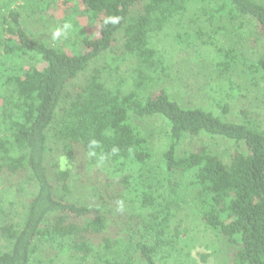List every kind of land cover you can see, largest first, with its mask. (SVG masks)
<instances>
[{
    "label": "trees",
    "instance_id": "16d2710c",
    "mask_svg": "<svg viewBox=\"0 0 264 264\" xmlns=\"http://www.w3.org/2000/svg\"><path fill=\"white\" fill-rule=\"evenodd\" d=\"M164 44L214 63L210 101L165 85ZM237 46L264 72V0H0V264H200L196 244L264 264V120L232 117ZM202 135L235 146L182 147Z\"/></svg>",
    "mask_w": 264,
    "mask_h": 264
},
{
    "label": "rangeland",
    "instance_id": "374dc122",
    "mask_svg": "<svg viewBox=\"0 0 264 264\" xmlns=\"http://www.w3.org/2000/svg\"><path fill=\"white\" fill-rule=\"evenodd\" d=\"M50 12H46L48 27L47 29L43 26V23L41 22H34L33 27L31 29L37 33V34H44V32L48 31L46 34L50 35L51 32H55V25L56 22L57 27L60 28L59 23H62L61 20L62 15V9L61 7H58L56 4L50 5ZM52 11L55 12V14L52 13ZM26 23V21H25ZM28 23V22H27ZM245 31H249L248 27L244 28ZM251 30V29H250ZM226 39L229 37L226 36ZM223 40V44L226 47L234 46L236 44H227L228 40ZM166 47L171 46V52L170 56L173 58V60L176 63L175 70L172 73V79H170L165 85L169 86L171 89H175L182 95L184 98L183 101L187 102L190 105L193 104H201L202 100L200 98H204L206 103L210 101L208 98V95L212 94V87H208L207 84L210 83L213 86L215 85V79H220V77L216 76L219 72L213 71V65L212 67H206L202 65L201 62L197 61V57H193L192 55L186 53L188 51H185L187 48L182 44H164ZM220 45V44H219ZM263 45V44H262ZM237 63L234 65L236 66L234 70L231 71L232 74H230L229 77H231L235 82V87L239 88L240 91H235L234 93V105L231 107L233 119H239L241 118V110L245 108L250 109V114L252 117L261 118L264 120V72L256 73L255 70L257 67H255L253 61L254 59H251L249 55H245V52L237 46ZM241 52H244L242 55V60L238 61ZM197 56V55H196ZM200 56V55H198ZM203 56L206 57L204 54ZM210 56V54H209ZM200 59V58H199ZM202 60V58H201ZM260 67L261 64H259ZM244 71L252 73L251 75L256 78H246L244 77ZM256 73V74H255ZM209 85V84H208ZM205 87V91H201L200 87ZM204 92V93H203ZM242 108V109H241ZM260 116V117H258ZM154 126H159L161 121L159 119L152 120L150 122ZM205 139L206 141H210L212 144V147L214 146L213 143H216V148H221L225 150V147L232 149L234 148L235 144L229 140H224L220 137H216V139L209 138L208 136L202 135L199 138H188L183 141L182 147L187 148L194 143L200 142V140ZM241 146L239 145L238 148ZM95 170V169H94ZM92 174V172H91ZM9 190V189H8ZM11 192V190H9ZM186 212L188 215L194 217L195 219L199 220V215L196 210V208L193 206V203L190 202L186 206ZM192 217H188L185 214V211L180 212L179 218L176 219V221L179 223L181 228L183 229L185 227L186 220H192ZM201 223V222H200ZM202 225V224H201ZM200 234V232H199ZM207 241H211V239H205ZM199 243V242H198ZM202 247L197 245L195 246V252L197 250H201ZM206 251L209 252V255L203 256L202 254H197L193 251L194 255L199 260L200 264H218L215 261V254H212V249L209 248ZM202 257H210L209 261L202 262ZM187 260V258H186ZM172 264H178V262L172 260ZM195 262H190V264H194ZM185 264H187V261H185Z\"/></svg>",
    "mask_w": 264,
    "mask_h": 264
},
{
    "label": "clouds",
    "instance_id": "9594fccd",
    "mask_svg": "<svg viewBox=\"0 0 264 264\" xmlns=\"http://www.w3.org/2000/svg\"><path fill=\"white\" fill-rule=\"evenodd\" d=\"M113 22H117L115 20H113ZM65 27H68V25H65ZM55 36H59L60 35V30H57L56 33L54 34ZM93 143H95V141H93ZM113 151H116V149H113Z\"/></svg>",
    "mask_w": 264,
    "mask_h": 264
}]
</instances>
